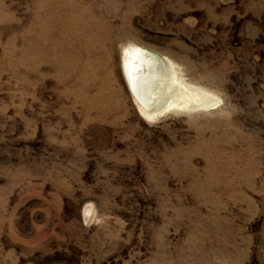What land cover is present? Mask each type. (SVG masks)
<instances>
[{
	"label": "rangeland",
	"instance_id": "rangeland-1",
	"mask_svg": "<svg viewBox=\"0 0 264 264\" xmlns=\"http://www.w3.org/2000/svg\"><path fill=\"white\" fill-rule=\"evenodd\" d=\"M0 264H264V0H0Z\"/></svg>",
	"mask_w": 264,
	"mask_h": 264
},
{
	"label": "bare ground",
	"instance_id": "bare-ground-1",
	"mask_svg": "<svg viewBox=\"0 0 264 264\" xmlns=\"http://www.w3.org/2000/svg\"><path fill=\"white\" fill-rule=\"evenodd\" d=\"M125 59H126L125 60L126 76H127V80H128L129 89H130L131 93L135 96V98L138 100L142 110L145 112H148V111H150L152 106H154L157 102H160L163 99H165V93H163V89L165 87H167V81L166 80L168 77V73H167L168 71L167 70H168L169 66L158 55H156L150 51L141 49V48H135L133 50L128 51ZM168 83H170V82H168ZM170 87H173V86L170 85ZM188 88L189 87H186L185 85L177 83L175 90H172L173 92H171V93H172V95H175L177 101H179L178 102L179 105L184 106L185 104H187L189 102L188 101L189 97L192 96V94ZM198 94H200V93H198ZM198 94L195 93V95H193V96H196V98L200 99V95H198ZM193 96H192V98H193ZM203 100H205V99H203ZM199 101H197V102H199ZM201 102H202V100H201ZM179 105H177V106H179ZM191 105H192V103H191ZM149 116H151V115H149ZM86 214H87V216L89 215V210L86 211Z\"/></svg>",
	"mask_w": 264,
	"mask_h": 264
}]
</instances>
